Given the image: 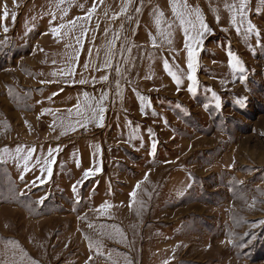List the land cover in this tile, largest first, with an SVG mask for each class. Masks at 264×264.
I'll list each match as a JSON object with an SVG mask.
<instances>
[{
	"label": "rangeland",
	"instance_id": "rangeland-1",
	"mask_svg": "<svg viewBox=\"0 0 264 264\" xmlns=\"http://www.w3.org/2000/svg\"><path fill=\"white\" fill-rule=\"evenodd\" d=\"M76 2L0 0V14L5 4L9 12L0 19V264H264V2L248 0L241 16L226 6L239 0H187L208 27L196 46L195 95L184 28L196 31L180 24L173 0H119L131 8L122 20L133 15L138 42L116 45L120 73L107 85L97 76L74 85L52 74L51 66L66 73L62 60L73 44L63 31L53 33L50 10L66 25L64 11L71 14ZM94 2L86 0L90 8ZM249 21L259 35L247 32ZM229 53L243 73L230 67ZM105 93L104 126L80 127ZM57 148L49 178L41 168ZM105 203L112 207L102 209Z\"/></svg>",
	"mask_w": 264,
	"mask_h": 264
},
{
	"label": "crops",
	"instance_id": "crops-1",
	"mask_svg": "<svg viewBox=\"0 0 264 264\" xmlns=\"http://www.w3.org/2000/svg\"><path fill=\"white\" fill-rule=\"evenodd\" d=\"M103 1L104 4L101 5L99 0H95L93 4L96 5L97 9L95 13L92 14L91 18L86 20L83 19V17H85V15L89 12L93 4L90 8V5L86 3V0H77L74 4V8H76V10L73 8L71 14H68L69 12H67L66 18L68 20V25L66 24L65 27L60 29V33L63 31L67 36H69L71 38V43L73 44V54L71 57L69 55L65 56V60H62L65 61V64L64 66H61V68L66 70V73L70 67L75 68V75H71V77H69V74H66V79L74 85H80V79H85L89 83L90 76H97L96 80L98 82H103L107 85V81H102L100 78L103 75H107L109 77L111 74L115 73L117 59L116 45L119 43L138 42L134 35L136 26L131 23L133 15L131 16V19H129L130 16H125L124 19L128 21L123 24L122 18L125 14H121L122 5L119 0H110V2H108V0ZM27 6L28 4H26L22 11L24 13L23 19L30 16V14L25 12ZM130 10L131 8H128L127 11ZM53 14L55 15V19H53ZM22 15L23 14L21 13L19 21L22 20ZM114 15L117 18L113 19ZM77 17L81 18L80 22ZM35 19L37 20L36 17ZM69 19H71V21H75V25L70 24ZM50 24L51 29L59 27L58 15H56L55 8L53 6L50 10ZM117 34H119V39H116ZM77 38H79V42ZM77 57L78 59H76ZM106 60H110L111 67H104V62ZM85 64L88 65L87 68L84 67ZM50 72L52 74L58 73L57 75H64L62 74L63 71L61 69L59 70L57 66H51ZM88 83H86V85ZM54 88L58 90L56 87H51V89ZM56 90L52 92L49 90V92L54 94L56 93ZM84 108L85 106L82 105L81 109ZM182 181L183 177L178 176L176 180H174L172 189H175L176 192H178L181 189L180 187L182 186ZM135 216L139 217V215ZM140 249L142 251L143 248ZM144 249L147 252L148 250L153 251L157 248H154V245H152L149 247L147 246V248ZM131 251L135 254L137 253L136 248H130V252ZM146 260L148 259L145 257V261ZM145 264H151V261L148 260Z\"/></svg>",
	"mask_w": 264,
	"mask_h": 264
},
{
	"label": "snow or ice",
	"instance_id": "snow-or-ice-1",
	"mask_svg": "<svg viewBox=\"0 0 264 264\" xmlns=\"http://www.w3.org/2000/svg\"><path fill=\"white\" fill-rule=\"evenodd\" d=\"M59 2L62 4L64 2V0H59ZM100 3H103V0H99ZM247 2L248 0H239V5L237 6L236 4H232V5H226L227 7H230L234 10H237L239 12V14L241 16H244L245 15V9L247 7ZM262 2H264V0H262ZM14 3H15V0H14ZM128 3H131V0H128ZM180 8H183L184 11H180L179 9ZM127 5H125L124 8H122L121 10V14H126L127 13ZM96 11V5L93 4L92 8L89 10V12L85 15V17H83V19H90L92 14ZM137 12L140 11L139 8L136 9ZM172 11L173 13H175V15L177 17L180 18V24L183 26L185 24L189 25L194 31H196V35H190L189 34V30H188V27H185L184 28V31H185V37H186V41H185V48L187 49V60H188V63H187V67L189 69V75H188V79L191 81V85L189 86V92H191L193 95H195V92H196V85H197V78H196V69H197V56H198V51H197V48L196 46L197 45H202L203 44V36H204V33L208 31V27L207 25L204 23L203 21V18L202 16L200 15V11L199 9H193L191 8L188 3H187V0H184V3L182 5L180 4H177L175 2V0H173V4H172ZM107 14V13H105ZM64 15H67V10L64 11ZM195 16L196 20L199 22V30L196 29V24L193 23V21L190 19V17L192 16ZM9 16V12H8V9H7V5L5 4L4 7H3V12L2 14H0V19H4L6 20ZM163 17H164V13L162 11H158L157 14H156V17H155V23L157 25V27H159V25L161 24L162 20H163ZM117 18L115 15L113 16V19ZM15 19H16V14L15 13H12V20L13 22H15ZM53 19H55V15L53 14ZM77 19H81L80 17H77ZM129 19H131V17H129ZM233 23H235V17H233ZM70 24H73L75 25V21H69ZM65 27V25H60L59 27H56V28H53L52 31L53 33H55L56 35H59L60 34V29ZM169 28H171V25H169ZM4 32L7 33L8 32V28L7 26H4ZM237 31H239V29H237ZM253 31H256V34L259 35V32L256 30L255 28V25H253L250 21L248 22V27H247V32L251 33ZM86 34V32H85ZM162 36L165 37L166 41L168 43H171V40L168 39V36L170 35V33H161ZM78 39V42H79V38ZM116 39H119V34L116 35ZM0 43H3V42H0ZM152 44H153V47H158V45L156 44V39L155 37H152ZM129 51H131V49H129ZM229 56H230V67H232L233 71H239L241 73H243L245 71V69L243 68V65H242V62L236 57V56H233L231 53H229ZM78 59V57L76 58ZM85 68L88 67L87 64L84 65ZM104 67L105 68H108V67H111V63H110V60H106L104 62ZM165 67H166V70H168L169 74L172 76V78L175 80L176 84L179 86V84L181 83V80H180V77L177 75L176 72H173L167 65V62H165ZM99 70V69H98ZM115 71L119 74L120 73V69L119 67H117L115 69ZM62 74H71V75H75V68H72L70 67L68 69V72L67 73H63ZM102 81H108L109 77L107 75H103L101 76L100 78ZM241 81L245 80L246 77L241 75L240 77ZM79 83L80 84H86L88 83L87 80L85 79H80L79 80ZM116 86H117V89H119V81L116 82ZM119 94V93H118ZM54 95H56V93H54ZM85 96V99L87 100L88 99V94L85 93L84 94ZM213 97L216 101V107L219 108L220 107V101H219V97H216L215 96V93H213ZM107 99V94H102L99 102H98V106L93 108L91 107V105H89V108H90V111H91V116H86L85 117V122L81 123L80 121H77V123L79 124L80 127L82 128H87V124L89 122H91L92 120H96L97 121V126L98 127H103L104 124H103V121H104V113L106 112V108L103 106V101ZM143 99V98H141ZM238 103H243V101H238ZM77 108V115H83L82 112H80V105H76L75 106ZM179 107V106H178ZM205 107H207V105H205ZM69 113H71V109L68 110ZM55 130V129H53ZM70 131H76V127L73 125V126H70L69 129ZM66 134V132H62L61 135H64ZM155 147H156V144L153 143L152 145V148H153V152L155 151ZM61 149L57 148V149H50L49 152H48V157H50L51 159H45L43 164L44 166L41 168V172H44L46 171L47 172V175L48 177L50 178L51 175H52V171H53V168H52V165L55 164V157L53 156V151L55 152H59ZM5 153H7V149L5 148L3 150ZM35 149L33 148H30L27 152V155L23 156V160H24V170L25 171H28L29 168H28V161H30L32 159V155L34 153ZM22 152V149L20 148H17L16 149V153H17V157H19L20 153ZM37 163L39 164L40 161L37 160ZM97 171H99V169H97ZM90 173L89 172H85V176L87 177ZM21 179H23V176H21ZM39 179V177H38ZM145 179H147V175L145 176ZM41 183H45L46 181L44 180H41L40 181ZM33 183V186H35V181L32 182ZM140 187V184L138 183L136 185V188L139 189ZM75 186L73 187V191H75ZM20 195H24V193H20ZM136 195H137V192L134 190L133 192L130 193V197L133 199V202L135 203V198H136ZM43 200L44 198H41V200L39 201V203H43ZM142 203V202H141ZM131 206V205H130ZM102 209L104 210H107L109 208H111L112 206L105 203L104 205L101 206ZM261 223H264V221H262ZM89 227H91V225H89ZM117 231L119 232V229H117ZM122 235V233H121ZM231 243V241H229ZM89 247L91 248L92 247V244L90 243L89 244ZM97 251H99V249H97ZM92 257H89V260H91ZM128 264H131V261H128ZM165 264H168V262H165Z\"/></svg>",
	"mask_w": 264,
	"mask_h": 264
}]
</instances>
